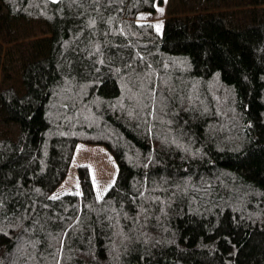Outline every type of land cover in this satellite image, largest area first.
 <instances>
[{
  "label": "trees",
  "instance_id": "obj_1",
  "mask_svg": "<svg viewBox=\"0 0 264 264\" xmlns=\"http://www.w3.org/2000/svg\"><path fill=\"white\" fill-rule=\"evenodd\" d=\"M156 1L0 0V264H264V0Z\"/></svg>",
  "mask_w": 264,
  "mask_h": 264
},
{
  "label": "rangeland",
  "instance_id": "obj_2",
  "mask_svg": "<svg viewBox=\"0 0 264 264\" xmlns=\"http://www.w3.org/2000/svg\"><path fill=\"white\" fill-rule=\"evenodd\" d=\"M158 9H163V11L161 12ZM167 16V0H163L162 3L156 1L155 11L153 13H139L137 21L153 24L156 33L161 34L163 21ZM157 26H159V31L157 30ZM81 165H87L89 167L92 180L95 181L94 187L96 194L100 196L108 190V187L113 183L117 174L116 162L104 146L78 143L70 164L68 175L54 190V196L78 191L77 168Z\"/></svg>",
  "mask_w": 264,
  "mask_h": 264
},
{
  "label": "snow or ice",
  "instance_id": "obj_3",
  "mask_svg": "<svg viewBox=\"0 0 264 264\" xmlns=\"http://www.w3.org/2000/svg\"><path fill=\"white\" fill-rule=\"evenodd\" d=\"M53 2H55V0H53ZM159 11H163V9H158ZM157 30L159 31V26H157ZM149 67H150V65H149ZM97 71H99V69H97ZM117 71H119V69H117ZM114 182H115V180H113V185H110V187L111 186H114ZM93 184H94V186H95V181H93ZM101 197H100V195L98 194L97 195V200H99ZM53 199H55V197H53Z\"/></svg>",
  "mask_w": 264,
  "mask_h": 264
}]
</instances>
